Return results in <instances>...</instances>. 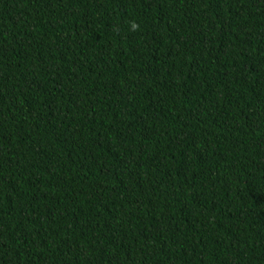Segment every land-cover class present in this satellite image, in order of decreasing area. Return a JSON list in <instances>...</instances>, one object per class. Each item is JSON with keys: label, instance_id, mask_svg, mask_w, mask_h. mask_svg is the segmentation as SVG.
<instances>
[{"label": "trees", "instance_id": "16d2710c", "mask_svg": "<svg viewBox=\"0 0 264 264\" xmlns=\"http://www.w3.org/2000/svg\"><path fill=\"white\" fill-rule=\"evenodd\" d=\"M0 264H264V0H0Z\"/></svg>", "mask_w": 264, "mask_h": 264}]
</instances>
